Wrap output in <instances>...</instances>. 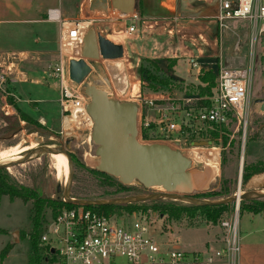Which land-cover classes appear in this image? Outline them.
<instances>
[{
    "label": "rangeland",
    "instance_id": "374dc122",
    "mask_svg": "<svg viewBox=\"0 0 264 264\" xmlns=\"http://www.w3.org/2000/svg\"><path fill=\"white\" fill-rule=\"evenodd\" d=\"M260 1L264 3V0ZM166 2V0H155V6L159 12L157 11L158 13L155 15L157 18L149 19L154 25L153 28L164 25L166 20L160 18V16L169 14L174 15V17L186 18L183 15L189 12V9H186L185 12H180L181 14L177 13V11L174 14L166 11L162 13L161 4ZM136 9L137 4L135 11ZM61 10L62 18H65V21H86L89 17H103V21L91 22L88 27H98L105 36L108 35L106 37H111V40H124L126 45H128L127 53L119 58V60L124 62L126 68V77L129 84L127 92L121 93L117 90L116 84L118 82L116 76L111 74L112 69L118 70V67L112 61L117 59L99 57L91 60L93 66L91 73L105 80L106 78L108 79L105 85L109 86L113 97L136 102L139 106V118L142 116L141 106L144 105L145 97L152 98L155 103L160 105L179 108L186 99L188 103L184 104L185 106L199 104L201 98L208 97L209 99V94L200 92V85L202 86L204 83L198 77L199 69L196 72V78L192 81L180 79V76H186L185 69L188 67L184 60L180 61V67H177L175 73L177 75L175 76L170 72L169 67L160 65L157 58L151 57L150 61H148L145 58L149 57H136L135 50L138 47L139 40L134 39L126 32L122 33L118 30L120 20H115V18H119L120 14L111 5L106 6L103 0H62ZM206 13L212 14L209 11ZM190 14L197 16V12L194 10L193 12L191 10ZM196 19L197 17H195ZM233 21L235 22L236 20ZM198 23L199 20L192 22V24ZM242 23L237 26L229 21L231 27L236 25L235 28L238 34L228 29L230 32L229 36L226 40L223 38L221 40L218 32V44L222 43L223 47L231 46L232 51L228 56V60L232 61L231 64L233 66L230 67L251 66L253 68L248 103L249 122L245 134L241 124L238 125L236 121L229 123L226 126L229 131V138L225 145L222 144V132L212 136L210 126L207 124L202 126L209 133H203L197 137L207 138L204 140H210L211 144L208 146H196L197 148L188 151V156L196 161L191 167L194 173V194L196 196H200L199 193L203 191L220 189L224 180H228L230 183L233 190L231 195L236 193L238 189L243 193L253 188L256 190L264 188V173L252 175L245 183L242 182V173L246 164L255 163L258 160L264 162V102H255V98H264V43L261 40L259 41V38L255 43L251 42L249 22L246 27L248 33L243 35V32H240L243 29L238 30L239 27L244 28ZM152 33L143 41V44L149 46L150 54L152 55L166 54L165 49L170 43L165 41L164 37H159V34L154 33V31ZM15 39V43L18 44L17 38ZM24 41L21 38V43ZM237 41L238 48L235 47ZM33 59L30 53L23 55L15 50L14 53L8 55V53L0 49V159L8 150L17 146L29 147L25 151L27 152L42 144H56L65 148L73 160L72 197L78 199H108L128 195L153 194L160 191L161 188L159 187L143 188L137 183L128 185L131 190L129 188L116 190L114 185L109 184L113 180H108L104 176L90 171L97 159L94 154L96 146L93 142L90 146L87 144L76 145V142L71 140L66 145L60 140L59 130L62 113L58 102L59 86L57 79L49 74L50 66L57 59V51L48 49L42 54L39 61L32 62ZM241 59L244 61L242 62ZM173 61L174 58H167L166 63L171 65ZM95 62L98 65L97 67H94ZM223 65L226 64L223 63ZM209 70L215 73L217 82L218 68ZM110 75L115 85L113 81L109 80ZM22 114L28 116L30 121L23 120L21 118ZM140 142L149 143L154 141L140 139ZM176 149L180 150V147ZM213 149L217 150L219 154L218 174L213 176L215 179L211 183L206 184L198 175L201 170H204L205 163H209L212 159L214 152L210 150ZM74 155L79 158L82 164H78L75 161ZM5 172L13 185L36 190L43 196L54 199L63 196L66 183V163L61 155L56 169L55 160L51 157V154L45 153L24 163L11 166ZM134 187L135 189L132 190ZM206 199L219 198L209 197ZM158 200H164L170 206L188 205L187 203L171 199ZM30 207L31 201L23 202L20 198L10 200L7 195L1 197L0 251L5 246H8L9 249L5 257L0 259V264H27L28 254L31 250V243L28 239V233L32 230L29 218ZM141 207L136 211L145 214L149 223L150 234L158 242L177 241L178 245L182 244L189 251L198 248H200L198 250H204L206 248L205 242L211 240L214 234L219 239L223 236V229L218 223L213 225L200 216L193 219V223L188 225V221L187 219L184 220V217L178 219L168 218L166 214L163 216L158 209L151 205L143 207V210H141ZM234 207V203L228 206L227 210L222 212L218 222L223 218L230 217L234 212ZM50 212L51 209L45 208V220ZM125 213V210H121L116 214ZM238 216L241 253L239 264H264V261L261 257L259 259L258 256L264 255L263 216L247 211L242 212ZM250 230L251 233H249ZM254 231L255 233L252 234ZM208 246L212 249L216 248L213 243H209ZM248 253L251 256L250 261L247 260ZM114 262L127 263L123 258H119Z\"/></svg>",
    "mask_w": 264,
    "mask_h": 264
},
{
    "label": "built area",
    "instance_id": "2783aa9c",
    "mask_svg": "<svg viewBox=\"0 0 264 264\" xmlns=\"http://www.w3.org/2000/svg\"><path fill=\"white\" fill-rule=\"evenodd\" d=\"M214 19L220 33L230 28L229 21L246 19L251 27V42L255 43L259 38L264 43V3L260 0H218ZM103 20V17H89L86 21L58 20L57 59L50 66L49 74L57 79L59 86L58 102L62 113L59 138L64 143L67 139L74 140L76 145L90 146L92 143L90 133L93 122L86 111L89 97L83 92L81 84L73 85L68 66L70 58L81 57L83 36L88 25ZM115 20L131 21L125 28V32L131 34L137 30L134 21H139L140 17L129 13ZM84 22L88 24L84 25ZM95 30L101 33L98 27ZM237 45L238 41L236 48ZM84 58L92 66L91 59ZM189 61L192 65L197 63L193 57ZM217 68V83L209 96V105L185 106L187 99L180 108L160 105L156 109L155 124L143 115L139 118L138 111V139H142V129H147L149 138L143 140L180 147V151L188 156L189 150L197 148L192 142L207 139L197 137L209 133L203 129L204 124L215 129L236 121L242 125L245 134L249 122L253 68L230 67L220 61ZM144 103L154 107L152 98L145 99ZM189 158L193 165L196 161ZM60 199L67 203L63 196ZM238 209L239 204H235L233 214L219 220L223 229L220 246L188 251L182 249L177 241L158 242L150 234L146 216L140 211L105 214L83 205L63 204L50 212L39 235V243L46 250L43 264H103L119 258L131 264H239Z\"/></svg>",
    "mask_w": 264,
    "mask_h": 264
},
{
    "label": "water",
    "instance_id": "95a60500",
    "mask_svg": "<svg viewBox=\"0 0 264 264\" xmlns=\"http://www.w3.org/2000/svg\"><path fill=\"white\" fill-rule=\"evenodd\" d=\"M106 6L120 13H133L136 0H103ZM124 54L123 45L88 27L83 36L81 57L69 59V77L73 85H82L83 92L89 97L86 111L93 125L90 133L95 144L96 163L93 168L99 172L116 178L120 183L129 185L137 183L143 188L159 187L160 191L153 194L128 195L108 199H78L71 196L73 183V160L68 151L56 144H42L29 150L20 158L7 163H0V170L24 163L45 153L62 152L69 161V177L63 192L64 200L75 205H115L148 200L171 199L193 205L239 204L240 200L264 197V192L256 189L241 194L206 199L194 197L195 180L192 172L191 159L176 149L162 142H140L137 131L139 107L133 100H120L113 97L106 80L91 73L92 66L84 58L98 59L103 57L112 60L118 70L112 69L116 76L118 91L125 93L129 84L126 77L124 62L119 60ZM98 65L94 63V67ZM114 83V82H113ZM115 85V83H114ZM255 102H264V98H255ZM71 139H67L68 145ZM210 140L194 141V146H208ZM178 145V141H176ZM243 147V146H242ZM240 184V178H239ZM53 249H51V252Z\"/></svg>",
    "mask_w": 264,
    "mask_h": 264
},
{
    "label": "crops",
    "instance_id": "0c3cea01",
    "mask_svg": "<svg viewBox=\"0 0 264 264\" xmlns=\"http://www.w3.org/2000/svg\"><path fill=\"white\" fill-rule=\"evenodd\" d=\"M141 1V13L137 11L130 13L131 15H137L140 17V21H134L136 22L137 30L130 34L134 39L139 40L138 47H136L137 49L135 50L136 57L143 56L157 58L160 65L169 67V70L173 75H175L177 67H180V61L184 60L188 65L185 69L186 76H180V79H183L184 81H192L195 79L198 69V72L202 69H215L218 61L228 66H233V64H231L232 61L230 59L228 60V56L232 51L231 46L228 45L223 47L222 43L218 44V32L221 40H226L230 33L228 29L221 31V33L220 30L218 31V26L214 19L218 0H166V3L161 4L162 13L166 11L171 12L170 14H174V12L177 11V13L181 14L180 12H185L186 9H189V12L188 14L183 15L186 18H180L179 16L174 17V15L169 14L166 16L159 15L160 18L165 19L166 21H164V25L162 24L155 28H153L154 25L149 20L153 17L157 18L155 15L159 12L157 10L158 8L155 6V0ZM61 7L62 0H0V49L4 50L8 55L14 53L15 50L23 55L30 53L32 58H34L32 62L39 61L42 54L48 49H53L56 52L58 50V20H65V18H62ZM191 10L192 12L193 10L196 11L197 16L190 14ZM207 11L212 14H207ZM195 17H197L196 20H199L200 24H192L193 21H196ZM200 18L202 19L200 20ZM236 21L234 22L232 20L231 23L240 26L243 22L242 24H244V28L239 27L238 30L243 29V31L240 32H243V35H247L248 31L246 27L248 26L249 21L246 19H238ZM130 22L131 21L129 20L119 21L118 30L124 33L127 24ZM85 24L88 23L86 22ZM236 25H233L234 28L230 26L229 29L238 34L235 28ZM153 31L154 33L159 34V37H164L165 41L170 43L165 49L166 54L152 55L150 54L149 46L143 44V41L148 36L152 35ZM101 32L104 34L102 30ZM15 38H17L18 44L15 43ZM21 38L25 40L23 43H21ZM113 41L123 45L124 56L127 53L128 45H126L124 40L113 39ZM190 57H193L196 60V65H192L189 61ZM167 58H174L171 65L166 63ZM241 61L243 62L244 60L241 59ZM109 78L110 81H113L111 75ZM145 99L148 98L145 97L144 100ZM158 106H160V104L155 103V100L154 107H150L145 103L141 106L142 115L150 120L151 124H155L154 122L157 116L156 109ZM249 233H251V230ZM254 233L255 231L252 234ZM209 243H213L218 247L222 244V239L215 237L214 234L211 240L205 242L206 248ZM180 247L185 249L182 244H180ZM198 249H192V251ZM258 256L259 259L261 257L264 261V255ZM247 260H251L249 253L247 255ZM103 264L131 263L110 262Z\"/></svg>",
    "mask_w": 264,
    "mask_h": 264
},
{
    "label": "trees",
    "instance_id": "16d2710c",
    "mask_svg": "<svg viewBox=\"0 0 264 264\" xmlns=\"http://www.w3.org/2000/svg\"><path fill=\"white\" fill-rule=\"evenodd\" d=\"M142 9V1L137 0V9L136 11L141 13ZM146 60L150 61V58H145ZM156 66V65H155ZM152 76V75H150ZM198 77L201 82L204 84L200 85V92L204 94L211 95L213 93L214 87L216 86V80H215V73L212 70H201L198 74ZM199 106H207L209 105V99L207 98H201L199 100ZM21 118L25 121H30V118L25 115H21ZM227 125L223 124L219 128H211V134L216 135L219 132H222V144L225 145L229 138V131L226 128ZM34 131V130H32ZM142 139H148L149 134L147 129H142ZM76 162L78 164H82V162L79 161V158H77L75 155L73 156ZM57 166V165H56ZM6 169L0 170V199L3 195H7L10 200H13L15 198H20L23 202L31 201V207H30V222L32 224V230L28 233V239L31 243V250L28 254L27 258V264H43L46 253H45V247L44 245H41L39 243V235L42 232L44 221H45V208L51 209L52 212L55 211V209L61 205H67L72 206L73 204L64 203L61 201L60 198L54 199L51 197H45L41 193H38L36 190H30L25 187H18L16 185H13L8 175L6 174ZM90 171H93L99 175L104 176L108 180L111 181V185H114L116 190H122V189H130L128 185H124L120 183L116 178L99 172L95 170L94 168H90ZM264 173V162L262 160H258L255 163L246 164L243 169L242 173V182L245 183L252 175L262 174ZM228 180H224L222 183V186L220 189L215 190H208L203 191L200 194V196L193 195L194 197H200V198H220V197H227L230 196L232 193V188L230 186V183ZM135 189L132 188V190ZM169 203L164 200H148L143 202H135V203H127V204H115V205H89L86 206L88 208H91L93 210L103 212L105 214L108 213H119L121 210H125L126 213H130L132 211H136L141 206V210H143V207L146 206H153L154 208L158 209L160 213L164 216L166 214L168 218H183L184 220L187 219L188 225H191L193 223V219H196V217H202L207 222L211 224H219L218 219L221 216L222 212L227 210L228 206L231 204H222V205H193V204H180V206H170ZM250 212L252 214H260L263 216L264 219V197L262 198H254V199H244L239 201V215L244 212ZM191 219V220H189ZM165 228V226L163 225ZM9 247L5 246L0 251V259H3L5 255L8 252Z\"/></svg>",
    "mask_w": 264,
    "mask_h": 264
},
{
    "label": "bare ground",
    "instance_id": "6f19581e",
    "mask_svg": "<svg viewBox=\"0 0 264 264\" xmlns=\"http://www.w3.org/2000/svg\"><path fill=\"white\" fill-rule=\"evenodd\" d=\"M118 12V11H117ZM119 16L121 17H124L126 14H123V13H120L119 12ZM85 24V23H83ZM106 81H108V79L106 78ZM29 147H14L10 150H8L2 157V159H0V163H7V162H10V161H13L15 159H18L21 157V154L24 153ZM213 153L212 155V159L209 161V163H205L206 166H204V170H201L200 171V174L198 175L199 178L203 181H205L206 184H209L211 183L215 177H213L214 175H217L218 174V159H219V156H218V151L213 149V150H210ZM3 154V153H2ZM60 155L62 156V158L65 160V163H66V177H65V180L67 181L68 177H69V161L67 159V157L62 153V152H53L51 153V157L55 160V169H56V165H57V162L60 158ZM190 157V156H189ZM212 177V178H211ZM258 191H261V192H264V188L261 189V190H258ZM238 193L241 194V191H239Z\"/></svg>",
    "mask_w": 264,
    "mask_h": 264
}]
</instances>
